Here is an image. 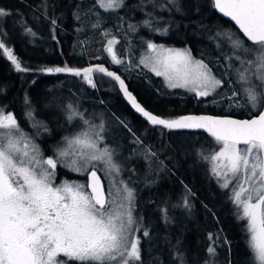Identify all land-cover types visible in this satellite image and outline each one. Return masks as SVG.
Listing matches in <instances>:
<instances>
[{
    "label": "trees",
    "instance_id": "trees-1",
    "mask_svg": "<svg viewBox=\"0 0 264 264\" xmlns=\"http://www.w3.org/2000/svg\"><path fill=\"white\" fill-rule=\"evenodd\" d=\"M122 2L120 10L107 13L94 11L95 4L75 5L74 0H0V9L10 13L0 17V42L12 50L22 68L28 69L18 71L6 55H0V106L4 112L13 113L29 133L31 121L38 120V129L32 134L45 155L83 126L80 116L68 118V105L86 117L83 110L89 111V104H94L122 132L126 133L123 128L131 131L127 136L133 144L125 154V165L138 175L134 177L131 172L126 181L134 189L136 219L149 233L142 237L138 264H258L249 244L246 221L240 218L242 210L231 198L234 183L224 188L223 178L213 173L211 156L222 144L211 134L151 124L132 108L112 77H105L106 86L97 77L90 84L83 74L40 71L65 65L77 69L102 66L124 81L142 107L164 119L202 115L245 119L262 111L264 100L258 113L249 114L248 100L237 94L240 92L233 63L228 61L234 57L227 47L228 35L237 34L247 47L255 45L247 43L230 22L217 14L213 0H188L181 4L184 12L167 0ZM18 11L27 19H18ZM86 25L90 28L85 29ZM147 25L151 31L157 29L150 34L154 38L149 36ZM100 27L124 39L118 52L122 59L126 51L139 52L147 39L189 47L221 81L220 90L201 98L168 87L152 73L126 64L114 66L103 56L104 40L100 32L97 34ZM38 110L45 114H37ZM185 198L189 207L184 206ZM169 242L175 246L164 244ZM209 247L215 248L214 255L208 253Z\"/></svg>",
    "mask_w": 264,
    "mask_h": 264
},
{
    "label": "snow or ice",
    "instance_id": "snow-or-ice-1",
    "mask_svg": "<svg viewBox=\"0 0 264 264\" xmlns=\"http://www.w3.org/2000/svg\"><path fill=\"white\" fill-rule=\"evenodd\" d=\"M99 2L105 8L122 4V0ZM175 2L176 0H169V3ZM214 3L255 45L251 49L243 48L239 39L233 40L228 35L235 48L254 54V59L247 63L256 64L257 72L260 73L257 78L264 82V72L261 71L264 70V0H214ZM9 14L7 10L0 9V17ZM52 23L55 24V21ZM28 31L31 32V29ZM111 44L112 41H109L108 51L113 54L116 63H121ZM148 47L153 51L157 49V45L152 43ZM0 50V55H6L18 71H28L21 67L12 50L5 47L3 42H0ZM164 51L168 54L157 55L154 61L149 58V62L156 75L167 78L170 87L192 84V90L206 96L221 84L220 80L210 75V70L202 61H196L193 66L191 57L186 52ZM40 71L67 72L76 76L83 74L90 84V74L93 71L106 73L119 81L132 106L151 124L168 129L206 128L222 144L220 150L211 156V160L223 158L227 162L215 165L213 173L224 177V188L232 183V179H236L231 198L237 206L242 207L243 215L240 218L247 220V230L251 234L250 247L255 251L260 264H264V112L255 119L243 121L190 116L164 119L142 107L128 92L124 81L102 66L77 69L65 65L42 68ZM241 82L247 83L243 74ZM244 91L248 102L255 107L260 94L252 87ZM68 107L71 109L68 117L70 120L75 116L83 119L81 113L72 109L71 105ZM0 129L8 130L0 131V264H67V261L57 259L61 254L76 264H135L141 261L140 241L130 231L133 224L131 204L134 195L127 185L123 186L125 195L122 197L121 190L117 189L115 194L109 191L110 198H106L98 184L96 172L92 171L91 193L84 192L81 185L74 186L67 182L53 187L51 176L54 173L49 169L56 168V160L48 158L41 162L35 156L29 157L27 151L21 153L18 141L12 138V130L18 133L19 127L11 114L0 115ZM100 131H103L102 125ZM96 135L103 139L99 132ZM69 143L96 148L95 141L82 139L80 136ZM240 144L245 145L243 150L238 147ZM66 155L68 153L64 151L59 153V156ZM90 159L102 161L110 169L119 172L118 165L113 163L112 153L106 147L99 150L98 154L91 155ZM37 168L40 169L39 172ZM220 168L225 171L220 172ZM184 206L189 207L187 198ZM143 235L148 236V231L145 230ZM207 251L214 255L215 248L209 247Z\"/></svg>",
    "mask_w": 264,
    "mask_h": 264
},
{
    "label": "rangeland",
    "instance_id": "rangeland-1",
    "mask_svg": "<svg viewBox=\"0 0 264 264\" xmlns=\"http://www.w3.org/2000/svg\"><path fill=\"white\" fill-rule=\"evenodd\" d=\"M122 1H124V0H122ZM167 1H169V0H167ZM187 1L188 0H176V2L174 4L175 9L179 12H184L182 5H184L185 2H187ZM44 4H46V3H44ZM74 4L75 5H82V6L91 5L93 7L95 4L96 8L94 9V11L97 12V9H99V10H101L103 12H107V13L116 12L117 10H120L121 7L123 6V2H122V4L118 7L105 8V7L101 6L99 0H74ZM160 4H162V2H160ZM152 9L156 10L154 7ZM148 13L152 14V11H149ZM17 16H18V19H20V20L22 18L27 19L26 17H24L23 15L20 14V11L17 12ZM14 19H15V17H13V20ZM29 19H33V17H31ZM39 20H41L42 23L44 24V21L42 19H39ZM2 21H4V18ZM13 27H15V26H13ZM87 28L89 29L90 26L86 25L85 29H87ZM146 29H147V32L149 33V36L151 38H154L150 34L153 35L154 33H156L155 30H157V29H154L153 31H151L150 29H152V27L150 28L149 25L146 26ZM99 32L101 33L100 36H101L102 42L104 40V42H103V48L104 49L102 50L103 56H105L111 62L114 61L113 60V54L108 51V48L110 46L109 41H112L111 48H112L113 52L115 53L116 58L119 59L121 61V63H123V64H124V61H127V64L132 65V69H134V70H136V69L140 70L141 69L144 72H149V73L156 75V73L152 70V63L149 62V58H152V60L154 61V59L157 55H167L168 53L164 50H173V52H175L176 50H180L182 52H186L187 54L190 55L193 66L195 65L196 61H202V60L194 57V55L191 53V50L189 47H175V46L163 45L162 43H156V42L150 41L148 39L146 41H144L145 46H143V44H142L141 47L138 48V49L141 48V50L139 52L129 53L128 51H126L125 52V59H121L119 56V53H118V52H120V45L119 44L122 41H124V39H120L118 37V35L114 36L113 32H108V31L104 30V27L98 28L97 34ZM133 32H136V30H133ZM160 34L163 36L166 35L165 32H160ZM231 36H232L233 40L239 39L242 42L243 48H249V49L253 48V47H247L245 45V43L242 41V39L237 34L231 35ZM227 40L229 43V45H227V47L229 49H231V54H234V57L232 56V58H229L228 61L229 62L232 61V63H233L232 70L236 76L237 85L239 87L238 90L240 92L237 94H240L244 98L247 99V95H246V92L244 90L246 88H249V87L254 88L255 91L257 93H259L260 95L258 96V102L256 103L255 107H253V105L251 103L247 104V106H249L247 113H249V114L258 113L262 109V106H263L264 82H262L261 80H259L257 78L260 73L257 72L256 64L249 65L247 63L248 60L254 59V54L252 52L245 53L243 51V49L235 48L233 46L232 41H230L229 39H227ZM149 43L157 45L156 51H153L148 47ZM126 54H128V55H126ZM237 57H239V59H237ZM142 61H143V63H142ZM203 64L207 66L208 70H210V75L212 77H214L215 79L219 80L214 75L213 71L208 67V64L205 62H203ZM261 71L264 72V70H261ZM97 73H99V74H97ZM241 74H243L247 78V83L241 82ZM156 76H158V75H156ZM94 77H97L99 82L106 83V86H107L108 81H107V79H105V77H111V76H108L106 73H101L99 71H93L90 74V79L92 80V83H93ZM158 77H161L168 84V87H170L169 81L167 80V78L165 76L159 75ZM112 79L115 82H117L118 86L120 85L119 81L115 80L113 77H112ZM87 82H88V80H87ZM111 85H112V83H111ZM221 86H222V83L216 89L211 90L209 95H206V96H201L198 94L197 91L192 90L193 89L192 84H188L187 86H184V87H170V88L181 89V90H184L190 94L196 95L197 97L207 98L210 96H214L220 90ZM119 88L121 91L124 92V89L121 88V86H119ZM125 97L129 101V104L132 105V103L128 99V97L126 95H125ZM68 106H67V109L69 108ZM89 108H90L89 111L83 110V113L86 115V117L83 116L82 128L80 130L74 132L73 134H70L69 136L65 137L64 141L60 144L59 147H57V149H55V150L51 149V154H49V155H45L44 150L40 145L37 144V145L33 146V144H31V142L34 143L35 141L31 140V138L26 133L22 132L21 130L18 133L13 131L12 138L14 140L18 141V147L21 149V153L23 151H27L29 153V157L35 156L36 159L40 160L41 162L43 160L48 159V158H52L53 160H56V162H57L56 168L55 169H49V171L54 173L51 176L53 187H57V186L65 183V182H67V183L72 184L74 186L75 185H81V186H83L82 190L84 192L91 193L92 187L89 184L88 176L91 174L92 171L98 172L101 176H103L102 177L103 180L105 179L104 182H105V186H106L107 198H110L108 196L109 191H111L112 193L115 194L117 189L121 190L120 196L122 197L123 195H125V193L122 191L123 186L127 185V187L133 191V195H134V199L132 200V204H131L133 224L130 227V231H132L133 237L138 238L140 243H141L142 237L146 238L147 236L145 237L143 235V233H144V232H142V231H144L143 227L142 228L140 227L141 221H139L140 222V224H139L138 220L136 219V216H135V210H134L135 209V201H134L135 200V193H134V189H133V187H130L126 181V177L129 175V173L132 172L134 174V177L138 175L132 168H127L125 165L126 159H127V156L125 154H127L131 150V148L129 146L133 144V139H129L127 136V133H131V131L129 132L128 129L126 130L123 128V130L126 131V133L122 132L119 129V125L117 123H115L114 121H112L111 119L105 117V115L102 113L101 110L95 108L94 104H89ZM263 108H264V106H263ZM72 109H74L73 106H72ZM40 111L38 110V111H36V113L39 115L45 114L44 111H41V112ZM9 114H11V113L4 112L2 107L0 106V115L7 116ZM54 114H56V112H53V115ZM101 125L103 126V131H100ZM0 131L7 132L8 130L7 129H0ZM98 132H99L100 137L103 138L102 140L97 137L96 133H98ZM85 133L87 134L86 136L84 135ZM77 136H80L82 139H88L90 141H95L96 142V148L93 149V148L87 147L83 144H76V143L70 144L69 141H72L73 138H75ZM25 144H27L26 148H25ZM105 147L108 148V150L112 153L113 163H115L119 167L118 173L115 172L114 170L110 169L102 161L90 159L91 155L98 154L99 150H102ZM238 147L241 150H243L245 148V146H238ZM62 151L67 152L68 155L59 156V153ZM25 159H28V158L25 157ZM73 161H75V163H73ZM250 162H251V160H250ZM225 163H227V162L224 161L223 158H221V160L214 161V165L225 164ZM45 167H47V166L45 165ZM64 169L66 172L64 171ZM77 169H79V170H77ZM36 170H37V172H39L40 169L37 168ZM219 171L223 172V171H225V169L220 168ZM68 173L74 174L76 177L67 178L66 175ZM60 175H61V178L59 180ZM220 177L223 178V180H224L223 176H220ZM229 177L231 178V173H229ZM232 182L235 184L236 179H232ZM240 208L242 210V215H243V209H242V207H240ZM188 210L190 212V209H188ZM245 221H246V225H247V220L245 219ZM136 229H139V231H136ZM248 233H249V231H248ZM250 235L251 234L249 233V236ZM164 244L171 246V247L175 246V244L173 242L164 243ZM139 247H140V244H139ZM171 251L172 250L168 251V253L171 254ZM254 254H255V257H256L258 264H260V261L257 259V255H256L255 251H254ZM63 258L64 257H60L59 260H64L66 257L64 259ZM172 260H175V259H172ZM138 263L139 262H136L135 264H138ZM130 264H133V262H130Z\"/></svg>",
    "mask_w": 264,
    "mask_h": 264
},
{
    "label": "water",
    "instance_id": "water-1",
    "mask_svg": "<svg viewBox=\"0 0 264 264\" xmlns=\"http://www.w3.org/2000/svg\"><path fill=\"white\" fill-rule=\"evenodd\" d=\"M213 3H214V0H213ZM214 7H215V3H214ZM215 10H216L217 14H218L220 17H222L223 19H225V20H227L228 22H230V23H231V24H232V25L238 30V32L241 34V36L244 38V40H245L247 43L253 45L252 42L249 41V40L247 39V37L243 34V32L239 29V27L235 24V22L231 20L230 17L225 16V15H224L222 12H220L219 9H217L216 7H215ZM151 50H152V49H151ZM131 106H132V105H131ZM132 108H133V106H132ZM134 110H135V109H134ZM135 111H136V110H135ZM262 112H264V108H263V110H262L260 113L256 114V115L253 116L252 118H245V119H240V118L231 117V116H214V115H202V116H197V117H213V118H220V119L228 118V119L241 120V121H243V120H251V119H255V118H257ZM138 113H139L140 115L143 116L142 113H140V112H138ZM143 117H144V116H143ZM145 118H146V117H145ZM146 119H147V118H146ZM186 129H188V128H186ZM192 129H197V130L204 131V132H206V133L211 134L209 131H207L206 128H192ZM239 146H245V145L240 144ZM96 176H97V178H98V184H99V186L102 188V190H103V192H104V195H105V197L107 198L106 187H105V183H104V181H103V178L101 177V175H100L98 172H96ZM90 183H91V185H92V183H93V178H92V176H90Z\"/></svg>",
    "mask_w": 264,
    "mask_h": 264
},
{
    "label": "flooded vegetation",
    "instance_id": "flooded-vegetation-1",
    "mask_svg": "<svg viewBox=\"0 0 264 264\" xmlns=\"http://www.w3.org/2000/svg\"><path fill=\"white\" fill-rule=\"evenodd\" d=\"M122 59V58H121ZM101 60H102V57H100L99 59H98V62H99V64H100V62H101ZM113 63V65L114 66H116V67H120V66H123L124 64H126V65H128L127 64V61H124V64L123 63H116V62H114V61H112ZM129 66H132V65H129ZM97 74H99V73H97ZM107 78V77H106ZM117 83V82H116ZM120 86V85H119ZM119 86H118V89H120L119 88ZM120 91V90H119ZM6 113H11V112H6ZM12 114V116L15 118V121H16V124L18 125V127H19V131L21 130L22 132H24V133H26L30 138H31V140H33V141H35L34 143H32L31 142V144H33V146H35V145H40L37 141H38V138H37V136L36 135H33L32 134V131H34V133H35V130H37L38 129V127L35 125V122L36 121H38V120H33V121H31V126H30V128H29V130H30V133L28 132V131H25L22 127H21V123H20V120L13 114V113H11ZM12 131H14L15 132V130L13 129ZM41 146V145H40ZM42 147V146H41ZM55 149H57V148H52V150H55ZM44 150V149H43ZM64 171H65V169H64ZM66 172V171H65ZM62 175V174H61ZM61 175L59 176V180H60V178H61ZM67 178H73V177H76L74 174H71V173H68L67 175ZM71 176V177H70ZM90 176H91V174L88 176V181H89V184L91 185V183H90ZM102 177V176H101ZM60 257H64L62 254L60 255V256H58L57 257V259L59 260V258ZM65 258V257H64ZM63 258V259H64ZM65 261H67V264H76V262H74V261H70V260H67V258H65L64 259Z\"/></svg>",
    "mask_w": 264,
    "mask_h": 264
}]
</instances>
